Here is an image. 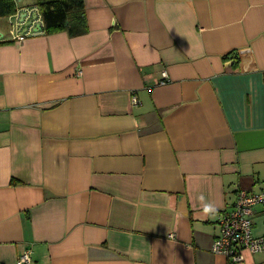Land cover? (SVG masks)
Segmentation results:
<instances>
[{
  "label": "crops",
  "instance_id": "0c3cea01",
  "mask_svg": "<svg viewBox=\"0 0 264 264\" xmlns=\"http://www.w3.org/2000/svg\"><path fill=\"white\" fill-rule=\"evenodd\" d=\"M16 2L0 17V264H264L212 252L238 189L264 191V0H85L78 36ZM252 219L263 236L264 208Z\"/></svg>",
  "mask_w": 264,
  "mask_h": 264
},
{
  "label": "built area",
  "instance_id": "2783aa9c",
  "mask_svg": "<svg viewBox=\"0 0 264 264\" xmlns=\"http://www.w3.org/2000/svg\"><path fill=\"white\" fill-rule=\"evenodd\" d=\"M27 11L30 12L31 10ZM21 22L23 23V19H21ZM29 33V31L24 33L17 31L14 34V39L24 40ZM32 33L37 34L39 32L36 30ZM162 76L161 84H165L168 79L166 70L162 72ZM138 102V97L133 95L132 103L137 104ZM257 206L264 208V191L250 192L246 189H238L233 207L219 219L221 233L212 243L213 253L223 254L230 258L232 262H238L244 259V250L253 253L264 251V235L255 236L253 234L252 217ZM29 262H31V251L27 250L18 259V264Z\"/></svg>",
  "mask_w": 264,
  "mask_h": 264
},
{
  "label": "trees",
  "instance_id": "16d2710c",
  "mask_svg": "<svg viewBox=\"0 0 264 264\" xmlns=\"http://www.w3.org/2000/svg\"><path fill=\"white\" fill-rule=\"evenodd\" d=\"M35 1L41 11L45 33L67 30L71 36H78L87 32L85 0ZM18 9L16 0H0V17L12 16Z\"/></svg>",
  "mask_w": 264,
  "mask_h": 264
},
{
  "label": "water",
  "instance_id": "95a60500",
  "mask_svg": "<svg viewBox=\"0 0 264 264\" xmlns=\"http://www.w3.org/2000/svg\"><path fill=\"white\" fill-rule=\"evenodd\" d=\"M25 16H26V12H24V13L22 14V18H24ZM35 17H36V15H34V18H35ZM27 23H28L27 25H30V24L32 23V21H28ZM39 27H40L39 30H41L42 27L40 26V24H39Z\"/></svg>",
  "mask_w": 264,
  "mask_h": 264
},
{
  "label": "rangeland",
  "instance_id": "374dc122",
  "mask_svg": "<svg viewBox=\"0 0 264 264\" xmlns=\"http://www.w3.org/2000/svg\"><path fill=\"white\" fill-rule=\"evenodd\" d=\"M20 3V2H19Z\"/></svg>",
  "mask_w": 264,
  "mask_h": 264
}]
</instances>
